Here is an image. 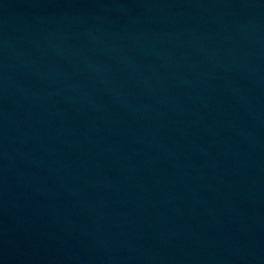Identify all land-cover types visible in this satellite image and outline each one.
<instances>
[{"label": "water", "instance_id": "1", "mask_svg": "<svg viewBox=\"0 0 264 264\" xmlns=\"http://www.w3.org/2000/svg\"><path fill=\"white\" fill-rule=\"evenodd\" d=\"M0 264H264V0H0Z\"/></svg>", "mask_w": 264, "mask_h": 264}]
</instances>
